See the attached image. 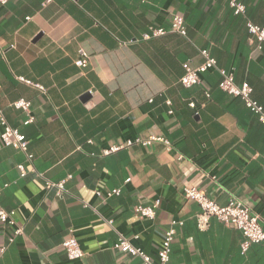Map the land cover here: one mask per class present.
I'll use <instances>...</instances> for the list:
<instances>
[{
    "label": "crops",
    "instance_id": "1",
    "mask_svg": "<svg viewBox=\"0 0 264 264\" xmlns=\"http://www.w3.org/2000/svg\"><path fill=\"white\" fill-rule=\"evenodd\" d=\"M239 1L244 13L230 0L0 2V108L27 136L37 170L66 179L67 188L59 195L34 173L21 177L24 154L0 140V205L24 228L9 241L14 227L0 221V264H145L114 248L120 234L157 264L174 219L183 223L167 264H264V241L243 253L241 230L215 216L200 227L202 209L183 191L195 185L220 205L236 198L264 228V123L219 87L217 70L192 87L180 82L184 62L199 65L207 48L264 106V43L258 48L247 29L264 24V0ZM175 15L184 17L186 35L170 29ZM152 28L168 32L153 36ZM81 48L85 67L75 63ZM21 98L29 112L12 106ZM152 134L172 149L154 143L101 155ZM115 188L120 194L107 197ZM155 200V218L135 213ZM72 236L82 258L67 255L63 241Z\"/></svg>",
    "mask_w": 264,
    "mask_h": 264
},
{
    "label": "built area",
    "instance_id": "2",
    "mask_svg": "<svg viewBox=\"0 0 264 264\" xmlns=\"http://www.w3.org/2000/svg\"><path fill=\"white\" fill-rule=\"evenodd\" d=\"M8 1L9 0H0V2L3 4L7 3ZM230 5L236 14L244 13L246 11V6L239 0H230ZM170 29L186 35L184 17L181 15H175ZM247 29L251 38H255L258 42L257 47L261 48L262 44L264 43V24L258 25L248 22ZM166 32H168V30L164 28H152L151 35L159 36L165 34ZM151 35H147V38H149ZM79 53L80 57L75 61V63L79 67H85L88 62L87 52L81 48ZM200 54L203 57V61L199 65L193 66L189 61L184 62V74L180 79L182 85L185 87H192L201 82V74L209 70H217L221 75L219 87L228 94L241 98L245 105L252 112L257 114L260 121L264 123V106L253 98V87L248 82H243L240 84L237 83L235 80L234 69L220 67L217 63V60L211 55L207 48H201ZM20 79L45 91V88L39 83H34L23 77H20ZM206 95L207 97H210L209 92H206ZM191 105L195 107L194 103H191ZM12 106L29 112L31 108V102L21 98L13 102ZM33 120L34 118L29 116L25 123L28 124ZM0 126L2 127L0 132V140L2 144L4 146H10L21 151L25 156V161L20 162L17 165L21 177H25L29 173H34L36 176L42 178L45 181V188L47 190L56 189V192L59 195L67 191L66 179L60 181L50 180L43 172L38 171L33 165L34 154L29 149V140L27 136L8 122L2 108H0ZM154 143H161L164 144L168 149H172V143L168 138L162 135L152 134L146 137L131 138L125 142L110 145L109 147L103 148L101 155L106 156L121 149L130 148L134 145L145 147ZM180 158H182V156H180ZM262 158L264 169V153ZM26 163L30 164V168L27 167ZM70 177L71 175L68 176V178ZM183 191L186 198L196 201L202 209V213L199 215L200 227L204 228L207 226L209 217L215 216L224 223L241 230L245 237L241 243V250L243 253H246L249 250L251 244L261 243L264 241V228L262 226L261 216L257 213H254L242 201L236 198H231L226 204L220 205L210 198L205 190L198 188L195 185H186L183 188ZM120 192L121 189L115 188L113 190L107 191L106 196L112 197L114 195H119ZM97 194L101 195L102 192L97 191ZM159 205L160 200H155L150 205L138 204L134 207V211L140 217L153 219L157 214V208ZM14 214L15 212L7 211L0 205V221L4 224H9L14 227L13 236L9 238V241H13L15 235H19L24 232L23 226L17 224ZM182 223V221L175 219L171 221V225L166 230L162 245L158 251L159 262L157 264H167L169 262L172 243L177 232L176 225H181ZM63 246L66 249L67 255L70 259H79L85 255L84 250L74 236L64 240ZM114 248L131 255L140 256L144 260L145 264H155L148 254H146L141 248L133 245L130 240L122 234L119 235L117 241L114 244ZM4 250L5 247H2L1 252Z\"/></svg>",
    "mask_w": 264,
    "mask_h": 264
}]
</instances>
